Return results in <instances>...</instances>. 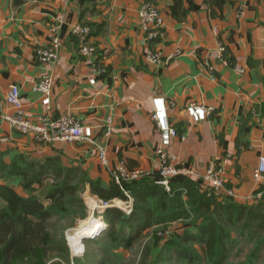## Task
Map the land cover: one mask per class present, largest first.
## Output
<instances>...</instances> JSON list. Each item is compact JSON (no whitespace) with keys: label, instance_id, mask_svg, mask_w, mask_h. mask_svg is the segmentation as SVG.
<instances>
[{"label":"crops","instance_id":"crops-1","mask_svg":"<svg viewBox=\"0 0 264 264\" xmlns=\"http://www.w3.org/2000/svg\"><path fill=\"white\" fill-rule=\"evenodd\" d=\"M145 1H152L165 18V37L155 42L146 39L138 21ZM171 5L172 0H0L4 111H12L4 97L11 85H17L26 115L37 120L45 108L34 87L42 77L51 76V115L71 113L93 127L105 125L109 118L113 121L109 136H104V129H95L106 146L110 169L99 163L86 143L39 144L0 121L4 162L9 164L18 155L38 161L60 156L65 165L81 168L104 187L112 183L111 169L122 160L128 170L156 177L161 137L150 118L151 99L162 96L170 103V122L184 136L167 149L176 156L175 164L199 175L216 163L225 169L226 187L236 194L232 199L253 203V194L263 185L255 173L264 156V0H230L222 9L212 0H184L177 18L171 15ZM79 24L90 29L88 42L99 54L94 62L107 69L95 85L89 83L92 63L79 54L81 44L72 34ZM56 26L59 60L54 65L41 63L35 51L51 45ZM219 44L226 47L227 66L219 57ZM149 49L163 57L179 54L169 64L153 65L146 60ZM205 60L214 67L212 75ZM234 67L245 72L240 75ZM191 102L210 109L207 121H191L186 112ZM185 178L189 177L181 175L173 182ZM189 179L200 186L197 178Z\"/></svg>","mask_w":264,"mask_h":264},{"label":"trees","instance_id":"trees-1","mask_svg":"<svg viewBox=\"0 0 264 264\" xmlns=\"http://www.w3.org/2000/svg\"><path fill=\"white\" fill-rule=\"evenodd\" d=\"M229 1L212 0L219 9ZM183 3L184 0H172V16H179ZM0 180L4 181L0 184V200L5 203L0 207V264H66L65 260L50 256L59 248L67 251V245L64 239L58 240L49 222L54 218L72 222L84 218L86 207L80 194L87 187L104 201H128L113 180L109 187H104L81 168L65 165L60 156L38 161L18 155L9 164L0 156ZM14 181L22 193L15 188ZM125 188L133 199L131 213L119 208L106 209L103 216L109 227L95 241L107 254L120 256L114 252L131 250L151 230L158 245L159 231L167 232L170 224L184 222L187 228L161 246L158 254H166V261L264 264V199L250 204L220 199L204 193L189 178L172 180L167 190L156 182V177L146 175L127 183ZM98 225V221H93L82 228L92 230ZM236 249L237 256L247 253L235 263L232 255Z\"/></svg>","mask_w":264,"mask_h":264},{"label":"built area","instance_id":"built-area-1","mask_svg":"<svg viewBox=\"0 0 264 264\" xmlns=\"http://www.w3.org/2000/svg\"><path fill=\"white\" fill-rule=\"evenodd\" d=\"M240 16L243 14V10L239 9ZM139 24L146 34V39L149 42H155L165 37V18L162 15L159 8L152 1H145L138 11ZM59 27H54L51 31L54 33V37L51 41V45L44 48H38L35 51V56L41 63L54 65L59 60V49L61 46L60 39L58 37ZM218 33V30H214ZM72 34L79 39L81 44L79 54L89 59L92 63V77L89 80L91 85H95L97 82V76L107 73V69L101 63L94 62L98 58V50L95 46L88 42L90 35V29L87 26L76 25L72 30ZM219 57L223 60L227 66L228 61L225 59L226 47L222 44L218 45ZM179 52L172 53L166 57L156 50L149 49L146 53V60L148 63L153 65L169 64ZM205 67L208 72L212 75L214 67L208 60L204 61ZM234 70L240 75L245 72L243 68L234 67ZM53 78L51 76L42 77L34 87V91L41 95V103L44 106V112L37 117V120L32 121L25 111V107L21 98L20 89L17 85H11L8 92L4 97V101L8 104L12 111L6 112L0 106V121L6 122L10 128L21 133L22 135L31 136L35 142L39 144H55V143H86L92 147L95 151L96 157L99 163L110 169V161L107 154L106 146L97 139L95 135V129H104V136H109L112 133V119H108L107 123L102 126L93 127L85 125L71 113H67L61 116H53L50 113L52 95H53ZM152 111L150 118L154 123L155 130L161 137V147L158 151L159 158V171L156 176V182L163 185L167 190H170V182L178 176H186L189 178H197L200 182V188L204 193L209 195L213 194L218 198H234L236 197L235 192L226 187L225 180V169L222 166H218L216 163H212L206 171L202 174H197L193 169L184 166H178L175 164L177 158L168 152V147L171 145L174 139L180 138L181 136L177 128L170 122L169 118V105L165 97L155 96L151 99ZM186 112L189 115L193 123H201L207 121L210 109L202 104L191 102L186 107ZM141 171H130L126 167L125 161H120L116 168L111 169L112 180L120 186L122 191L128 197V201L121 202L118 199L110 201H104L98 199L93 209L95 211L104 212L108 208H119V204H124L123 211L130 214L132 211V201L129 191L125 188L127 183L135 180H139L146 176ZM255 180L261 182L262 188L253 194L252 200H261L264 198V156L259 159V167L255 173ZM99 220L102 223L101 227L98 228L97 232L89 237L99 235L107 228V224L102 217L90 218L88 225H81L78 229L86 226H90L93 221ZM71 230L69 234L75 235L76 230ZM82 239V242H83ZM84 245L81 249L83 250ZM78 250V249H77Z\"/></svg>","mask_w":264,"mask_h":264},{"label":"rangeland","instance_id":"rangeland-1","mask_svg":"<svg viewBox=\"0 0 264 264\" xmlns=\"http://www.w3.org/2000/svg\"><path fill=\"white\" fill-rule=\"evenodd\" d=\"M80 195L86 207V215L84 218H77L74 222L67 218H54L49 222V227L53 229L54 233L58 234V240L64 239L67 245V251L64 250V248L63 250L59 248L51 253V258H53L54 260H57V258H59L60 260L63 259L65 260L66 264H74L73 261L76 260L81 261V264H176L174 261H166L168 259V256L166 254L159 256L160 254L158 253L160 252L161 246H163V244L167 240L171 239L172 236L176 238L183 232V230L187 228L188 224H185L184 222H176L170 224L168 226L169 228L167 232L159 231L157 233V236L160 239V244L158 245H155L154 231H149L131 250H119L117 252H114L119 253L120 256H116L115 254H107L103 249L100 248L99 244L95 242L98 237L102 236L107 231L109 225L106 222L105 223L107 224V228L99 235L93 236L92 238L83 239V244L80 240L72 242L73 246L79 247V249L84 245L83 250H77L72 247L70 239L68 240L71 230L78 229V227H80L81 225H88L92 216L102 217L104 220L103 214L105 211L102 213L97 211H95L94 214L92 213V205H94V203L91 204L92 200L97 201L100 198L92 194L91 191H87V188L85 190L83 189ZM89 199H91V202L89 201ZM118 200L124 202L120 199ZM4 204L5 203L2 200V202H0V207L4 206ZM124 206V204L120 203L119 209L123 211ZM94 229L87 231V234H92L91 232ZM83 237L87 236L83 235ZM198 249L201 253L204 254V250L202 248L198 247ZM237 253L238 250L236 249L234 254L232 255V259L235 263L238 261H242L247 252L240 256H237Z\"/></svg>","mask_w":264,"mask_h":264},{"label":"bare ground","instance_id":"bare-ground-1","mask_svg":"<svg viewBox=\"0 0 264 264\" xmlns=\"http://www.w3.org/2000/svg\"><path fill=\"white\" fill-rule=\"evenodd\" d=\"M89 201L91 202V199H89ZM93 203H94V205H92V206L94 207L95 204H96V201H93V200H92L91 204H93ZM93 207H92V208H93ZM95 221H97V220H95ZM98 222H99L98 228H100L101 225H102V223H100L101 221H99V220H98ZM86 227H87V226H86ZM98 228L94 229V230L91 232L92 234H87V231H88L89 229L87 230L86 228H82L80 231H79V229L76 230L75 235H73V236L70 237V243H71L72 247H74L73 244H72V242H75L76 240H80V241L82 242V239L84 238L83 235H84V236H87V237L92 236V235H94V234L97 232ZM82 244H83V242H82ZM74 248H75V249H78V247H74ZM74 248H73V249H74ZM80 249H81V248H80ZM78 250H79V249H78ZM76 251H77V250H76Z\"/></svg>","mask_w":264,"mask_h":264}]
</instances>
